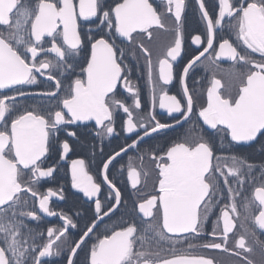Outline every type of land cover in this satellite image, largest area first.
<instances>
[{
	"label": "snow or ice",
	"instance_id": "obj_1",
	"mask_svg": "<svg viewBox=\"0 0 264 264\" xmlns=\"http://www.w3.org/2000/svg\"><path fill=\"white\" fill-rule=\"evenodd\" d=\"M195 4L206 26V43L201 35L192 36V44L202 50L187 60L179 75L182 102L169 95L166 86L173 82L175 64L184 51L188 0H160L155 6L150 0H113V6H106L105 0H0V264H46L43 258L61 254L62 240L66 242L69 228L78 224L50 207V198H64L62 190H40L41 182L54 178L59 167L58 162L49 163L51 153L66 160L72 151L69 138H78L72 125L88 127L87 122H94L97 137L115 135L116 116L122 110L126 119L121 129L136 138L103 162L101 174L109 189L106 202L98 197L102 186L89 174L86 161L70 162L71 187L88 200L95 198L91 223L66 255V264H76L74 257L87 238L105 218L111 220L123 202L122 191L109 178L110 165L146 137L174 126L157 119V100L175 124L196 115L202 125L162 154L153 152L157 177L153 191L137 197L131 220L122 216L103 238L97 237L86 264H214L197 249L230 252L241 258V264H253L245 255L252 251L246 240L251 237L264 247L257 238V230L264 232V163L217 154L216 140L223 148L264 137V0H211V8L209 0ZM170 19L171 27L166 23ZM85 26H90L87 33L82 32ZM225 29L227 35H221ZM159 30L170 32L173 39L154 60L152 48L136 36L151 44ZM88 45L90 54L75 75L72 61ZM129 55L144 62L151 93L147 112L124 62ZM224 62L229 68L221 73ZM200 64L211 79L206 106L195 112L187 77ZM37 74L54 88L26 92L24 86L38 82ZM218 75L227 76L228 86ZM69 76L75 78L61 97L60 77ZM121 88L131 94V105ZM29 95L57 102L26 106L18 100ZM61 132L66 134L63 141ZM139 159L142 166L144 156ZM149 175L129 158L131 189L138 192L141 177ZM216 208L219 214L211 231H206ZM40 213L58 216L63 224L47 227L46 235L37 232L26 221L41 220ZM238 221L245 233L237 237Z\"/></svg>",
	"mask_w": 264,
	"mask_h": 264
},
{
	"label": "flooded vegetation",
	"instance_id": "obj_2",
	"mask_svg": "<svg viewBox=\"0 0 264 264\" xmlns=\"http://www.w3.org/2000/svg\"><path fill=\"white\" fill-rule=\"evenodd\" d=\"M153 2L154 6L160 3V0H150ZM106 6H113V0H105ZM209 7L211 8V0H209ZM186 28H185V43L184 51L182 53V58H178V62L175 64L174 80L167 87L169 95H176L178 99L182 102L184 101L182 88L179 84V75L182 72L184 64L187 63L188 59H191L192 56L197 55L198 52L202 49L198 48L196 45H193L191 40L194 35H201L202 40L206 43V26L202 22L198 5L195 4V0H188V7L186 13ZM166 23L171 27L173 21L170 19ZM88 27L85 26L82 28L83 33L88 32ZM93 30L94 27H93ZM219 31V30H218ZM221 35H227V30L225 29ZM136 39L138 41L144 40L146 46L152 48L153 50V59L155 60L156 56L159 54L161 48L169 44L173 36L170 32H164L163 30L154 31V38L151 44L147 43L146 37L142 35H137ZM119 44V41L117 42ZM90 54V45L85 47L80 56L72 61L75 68V75L80 74V66L84 64L85 57ZM203 59V58H202ZM130 68V79L134 85L139 90V95L142 101L144 111L147 112L151 110V93L150 89L146 83V73L143 60L137 61L129 55L125 61ZM203 63H206L204 61ZM229 68V63L224 62L222 64L221 73H226ZM38 75V74H37ZM68 76V73L65 74ZM63 80L64 88L60 92L62 97L66 90L68 84L71 82V79H74L75 76H69L68 79L60 77ZM218 78L222 79V82L225 86H228V78L226 75H218ZM211 79V73L206 72L203 64L198 65L192 69L187 77V84L189 89L193 92L194 98V111L198 112L201 106H206L207 96L206 91L209 86V81ZM49 88H54V84L47 82L44 77L38 75V82L34 85L24 86V90L28 93H41L49 90ZM124 96L128 97L127 104H132L131 94L124 92L121 88L120 90ZM20 103L24 105H36L41 104H51L55 105L57 100L45 98L38 95H29L24 98H18ZM154 112L161 122L172 123L174 126L169 129H165L161 132L154 133L150 137H146L143 142L139 143L138 148L130 149L127 153H122L120 157H117L110 165L109 169V178L115 182L117 187L122 191L123 202L119 208V211L111 220L105 218L104 223H101L94 233L91 234L90 238H87V243L78 250V254L74 257L76 264H86V257L90 253V248L93 243L97 241V237L103 238V235L106 229L120 222L121 217H126L129 220L132 219L134 203L137 201V197L141 193H151L153 191V184L156 182V170L155 165L151 163V155L155 152L157 155L162 154L163 151H166L172 143L180 141L183 137L194 128V126L202 125V121H199L196 115H193L192 120L185 123L181 121L180 124H175L172 118L168 113L158 107V100ZM179 118V114H173ZM126 119V114L119 111V114L116 116V134L111 137H97L95 135V129L92 125L94 122H87L88 127L81 125L77 127L76 125L70 126L73 130L77 131L78 138L71 140L72 151L67 155L65 161H59L58 153L53 151L51 153V158L49 163H59L58 170L54 173V178H49L47 182H41V191H46L49 187L57 190L63 191L64 198L61 199L59 195L50 198V207L53 211L60 212L63 211L65 214L71 216L78 224V227L75 229L69 228L66 242L62 240L61 247L63 251L59 256H52L43 258L46 264H66V255L74 242L79 239V236L82 235L83 231L86 230V225L91 223L92 218L94 217V200H88L83 197L82 193H79L77 190L71 187V174H70V162L72 159H84L86 164L89 166V174L94 176V179L97 183H100L102 186L101 193L98 194V197L102 202H106L108 199L109 189L106 184L103 183V176L101 170L103 167V162L108 158L110 154H114L115 151H118L120 147L131 144L132 139H135V134L124 133L121 129V124L123 120ZM206 129V126H204ZM199 131V128H196ZM60 141H63L66 137L64 132L58 134ZM217 154H237L243 157H246L249 162H253L257 165L264 163V137H259L254 142L249 144L241 145H225L223 148L220 146V140L217 137L216 140ZM144 156L143 165L141 166L140 157ZM129 158H131L132 164L138 169L143 168L151 173L147 178L141 177V184L138 186L139 191L131 189L130 184L127 181V169L129 165ZM259 168L255 170L256 174H259ZM146 180V186H145ZM222 184V181H221ZM251 188H247V194H250ZM114 196V193H113ZM240 200V197L237 198ZM114 202V200H113ZM38 211V204H37ZM215 215L210 216L209 221L206 223V231H211L212 221H214L219 214V208L214 209ZM43 217L39 221L28 220L26 223L37 232H44L46 235L47 227H59L63 224V221L59 219L58 216L48 217L43 213H40ZM245 233V229L241 227V223L237 222L236 236L238 237L241 234ZM231 236V234H230ZM257 238L259 241L264 242V232L257 230ZM207 239H211L208 237ZM234 238L230 241L229 247L233 246ZM247 246L252 248L250 253H246L248 259L253 261V264H264V247H261L260 244L249 237L246 240ZM197 254L205 255L214 260V264H241V258L232 255L230 252L226 253L221 250H205L197 249ZM246 264V262H245Z\"/></svg>",
	"mask_w": 264,
	"mask_h": 264
}]
</instances>
